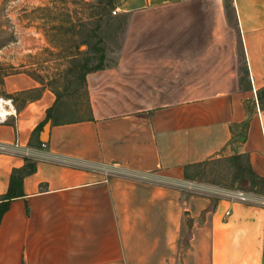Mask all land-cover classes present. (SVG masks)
Instances as JSON below:
<instances>
[{"label": "crops", "instance_id": "1", "mask_svg": "<svg viewBox=\"0 0 264 264\" xmlns=\"http://www.w3.org/2000/svg\"><path fill=\"white\" fill-rule=\"evenodd\" d=\"M116 4L125 31L87 74L91 117L34 136L56 94L6 78L21 108L0 145L29 154L0 150V205L14 171L36 170L1 218L0 264H264L263 205L181 185L187 166L241 154L264 180V0ZM114 165L170 185L99 168Z\"/></svg>", "mask_w": 264, "mask_h": 264}, {"label": "rangeland", "instance_id": "2", "mask_svg": "<svg viewBox=\"0 0 264 264\" xmlns=\"http://www.w3.org/2000/svg\"><path fill=\"white\" fill-rule=\"evenodd\" d=\"M117 2L118 0L113 6L106 7L103 0L2 1L0 5V75L4 77V84H0V97L13 99L16 114L13 113L9 118L17 116V108L20 109L21 104L17 100V95L15 97L14 94H9L5 90L8 76L27 73L35 79L37 77V80L39 78L44 81V84H49L51 78L64 77L63 74L70 67L74 68L76 63L94 57L91 48L98 37L103 40L107 51L117 49L120 35H123L125 31V19L119 17L120 10ZM114 10L118 13L114 14ZM72 23L79 24L77 29L80 28V24L85 26L79 33H74ZM97 26L100 28L95 29ZM94 29L97 30L96 36L92 35ZM67 56L77 58L78 61L72 63L71 58ZM90 62L94 64L97 60L91 59ZM69 77L72 78L73 75ZM20 97L25 98L23 95ZM76 98L71 97L69 101L73 102ZM88 115L86 97L82 94V116ZM222 159L223 161H216ZM212 161L213 163L203 168L204 172L206 171L205 174H202L198 180L187 179L186 183L181 184L183 188L196 193H210L211 189L219 196H225L220 193V190L236 189L264 197V194L253 191L251 184L246 180L236 181L232 186L234 169L225 158H215L210 160ZM240 161L247 169V159L241 158ZM100 167H118L124 170L117 165ZM212 167L218 170L215 174L210 172ZM129 173L131 176L126 177L136 181H140L139 178L159 177L153 173L145 175L132 171ZM190 184H193V187H190Z\"/></svg>", "mask_w": 264, "mask_h": 264}, {"label": "trees", "instance_id": "3", "mask_svg": "<svg viewBox=\"0 0 264 264\" xmlns=\"http://www.w3.org/2000/svg\"><path fill=\"white\" fill-rule=\"evenodd\" d=\"M105 2L106 7L113 6L116 2V0H103ZM79 24L72 23L73 26V32L79 33L82 31V28L85 26V24H80V28H78ZM99 29L100 26H97L95 29ZM93 31L92 35L96 36V31ZM92 51L94 52V57H91L90 59H86L82 62H78L73 66L74 68L70 67L64 74L61 79L60 77L51 78L49 80V84H46L55 94H56V102L55 104L48 109L47 111V117L46 119L39 124V126L34 131V136L38 135L40 132L43 131L44 126L49 121H53L54 124H64V123H73V122H79L86 118L91 117V106L89 103V97H88V90L86 85V78L87 74L91 71H96L103 69L106 65V59H107V53L106 48L103 45V40L101 38H97V41L95 44L92 45ZM71 58V56H67ZM77 58H71L72 63L77 62ZM91 59H96L97 63L92 64L90 62ZM73 75L72 78L69 76ZM37 79V77H36ZM38 80L41 82L38 78ZM44 84V81H42ZM0 84H4V77L0 75ZM82 94L86 97V103L89 115L87 117L82 116ZM13 96V95H12ZM77 97L73 102L69 101L71 97ZM70 97V98H68ZM259 100L264 108V89L260 91L259 93ZM241 158L247 159V169L242 166V163L240 161ZM226 161L230 162L231 167L234 169L233 177L231 180L232 186H234V183L236 181L241 182L242 180H246L251 184L252 190L264 194V180L258 176L252 169L251 165L249 164L248 157L246 155H234L231 157L225 158ZM216 161H223L222 160H216ZM215 162V161H214ZM210 163L212 162H202L198 164H192L186 167V178L190 180H198V178L205 174L203 168H206ZM218 163V162H215ZM36 170V165L33 163H28L25 168L21 170L14 171L11 187H10V193L8 194V197H6V201H4L0 205V221L3 216V214L7 211L9 207V200L12 198L13 194V188L14 185L19 182V180H22L23 177L27 174L33 173ZM217 168L212 167L210 168V172H214V174L217 172ZM214 183V182H212Z\"/></svg>", "mask_w": 264, "mask_h": 264}, {"label": "built area", "instance_id": "4", "mask_svg": "<svg viewBox=\"0 0 264 264\" xmlns=\"http://www.w3.org/2000/svg\"><path fill=\"white\" fill-rule=\"evenodd\" d=\"M114 14H117L118 11L114 10ZM5 109V113L0 112V124L6 123L9 119V116L12 115L13 113L16 114L15 107L13 105V99H5L3 97H0V110ZM48 147V144L46 142H43L41 144L42 149H46ZM0 150H5V151H11L15 153H23V154H29L27 150H24L23 147L21 146L20 141H16L11 146H2L0 145ZM102 168V167H101ZM102 171L106 175H122V176H131V174L125 170H122L118 167H113V168H102ZM138 180L140 181H148L150 183H157L161 185H168L167 181L162 178V177H156L154 179H141L139 178ZM170 185V184H169ZM190 187H193V184H190ZM220 193L229 197L231 201L233 202H243V203H250V204H259L264 206V197H258L255 194L252 193H247L245 191L241 190H220ZM227 214L230 215V211L227 212Z\"/></svg>", "mask_w": 264, "mask_h": 264}, {"label": "water", "instance_id": "5", "mask_svg": "<svg viewBox=\"0 0 264 264\" xmlns=\"http://www.w3.org/2000/svg\"><path fill=\"white\" fill-rule=\"evenodd\" d=\"M50 128H51V123L48 122L45 127H44V130H43V137L46 138L48 136V133L50 132Z\"/></svg>", "mask_w": 264, "mask_h": 264}, {"label": "bare ground", "instance_id": "6", "mask_svg": "<svg viewBox=\"0 0 264 264\" xmlns=\"http://www.w3.org/2000/svg\"><path fill=\"white\" fill-rule=\"evenodd\" d=\"M0 112H1V113H5V109H1Z\"/></svg>", "mask_w": 264, "mask_h": 264}]
</instances>
